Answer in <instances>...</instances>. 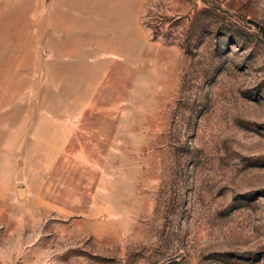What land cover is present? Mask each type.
<instances>
[{
	"label": "rangeland",
	"instance_id": "1",
	"mask_svg": "<svg viewBox=\"0 0 264 264\" xmlns=\"http://www.w3.org/2000/svg\"><path fill=\"white\" fill-rule=\"evenodd\" d=\"M0 264H264V0H0Z\"/></svg>",
	"mask_w": 264,
	"mask_h": 264
},
{
	"label": "water",
	"instance_id": "2",
	"mask_svg": "<svg viewBox=\"0 0 264 264\" xmlns=\"http://www.w3.org/2000/svg\"><path fill=\"white\" fill-rule=\"evenodd\" d=\"M17 194H18L19 197H22L23 196V189L18 188L17 189Z\"/></svg>",
	"mask_w": 264,
	"mask_h": 264
},
{
	"label": "crops",
	"instance_id": "3",
	"mask_svg": "<svg viewBox=\"0 0 264 264\" xmlns=\"http://www.w3.org/2000/svg\"><path fill=\"white\" fill-rule=\"evenodd\" d=\"M25 194H27V192L25 191Z\"/></svg>",
	"mask_w": 264,
	"mask_h": 264
}]
</instances>
